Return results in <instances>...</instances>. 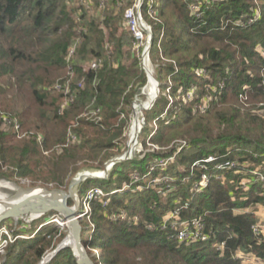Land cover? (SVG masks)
<instances>
[{
  "label": "trees",
  "instance_id": "1",
  "mask_svg": "<svg viewBox=\"0 0 264 264\" xmlns=\"http://www.w3.org/2000/svg\"><path fill=\"white\" fill-rule=\"evenodd\" d=\"M67 1L0 0V110L20 123L16 132L0 120V166L5 164L8 169L0 171L2 179L28 178L62 186L78 169V159H98L102 167L110 155L107 151L118 145L128 126L131 99L146 82L139 56L127 52L128 64L118 59L123 52L121 37L115 49L107 52L108 60L101 56L108 49L97 19L124 24L122 13L112 12L123 0H111L113 8L108 0L102 6L100 0H79V9L84 10L79 21L68 10ZM193 4L198 5L197 14H193ZM93 6L98 7L97 16L87 18ZM149 9L156 20L152 21L149 58L160 89L153 108L145 112L146 120L157 122L149 140L166 147L182 138L187 146L175 155L177 143L166 151L147 152L140 159L120 162L108 178L82 181L80 190L100 187L109 192L130 182L131 171L142 176L130 190L109 196L106 206L91 203L84 244L102 250L101 264H241L238 251L264 261V237L251 228L257 221L252 207L264 206V182L249 176V186H240L244 169L264 173V118L251 112L255 105L264 108V55L258 49L264 48V0H154L151 7L144 0L141 12L145 18H149ZM75 39L79 42L71 63L76 82L83 78V87L71 86L74 98L58 114L63 94L54 85L69 75L66 54ZM133 41L131 32L126 42ZM91 42L97 49L95 57H102L103 64L84 71L76 55H83ZM166 89L170 100L162 94ZM147 94L141 104L151 100L153 94ZM87 104L100 108V122L79 117ZM163 113L164 118L160 117ZM73 120L77 126L71 133L80 137L81 127L89 126L94 137L47 158L44 153L53 145H67L66 129ZM226 152L228 159L236 161L235 168H190L195 160ZM173 155L174 161L165 168L156 164ZM151 164L154 169L146 175ZM43 165L48 170H37ZM202 173L209 175L208 185L199 190L196 184ZM159 174L161 188L148 186L143 176ZM159 189L165 191L166 201ZM175 206H182L183 220L202 216L207 240L178 243L173 229H161L163 216ZM120 210L126 213L124 219L111 218ZM51 223L37 231V227H18L20 232L35 233L14 241L4 263L35 264L49 247L53 250L64 233ZM219 243H223L221 251ZM46 264L76 263L65 248Z\"/></svg>",
  "mask_w": 264,
  "mask_h": 264
},
{
  "label": "rangeland",
  "instance_id": "2",
  "mask_svg": "<svg viewBox=\"0 0 264 264\" xmlns=\"http://www.w3.org/2000/svg\"><path fill=\"white\" fill-rule=\"evenodd\" d=\"M128 1L129 0H123L122 3H121V7L119 6L118 8L114 7L115 10L113 9L112 12H120L122 13V15L124 16L126 11L133 8L134 7V3L135 1H133L132 3L128 4ZM153 1L154 0H149V7L152 6L153 4ZM79 0H68L67 1V6H68V10L71 12L73 18L76 20L77 17H79L80 13L84 10H80L79 9ZM108 6L110 8H113L112 7V1L111 0H108ZM98 7L95 8L94 6L92 8L89 9V12H87V18L90 17V16H97V13H98ZM142 8H140L139 10H134V20L139 28V30H141L142 32V35H143V38L140 39V40H135L133 42H131V44H129L128 42H126V39L127 37L129 36V34L132 32L130 27L127 26L126 22L124 24H117L116 20L114 21H111L110 23H107L105 22L103 19H97V22H98V27L100 29L103 30V45L105 47V49H108V51H102V57L105 58V60L107 59L108 60V54L107 52L109 51H112L115 49V46L117 44V39L121 37V42L123 44V52L122 54L118 57L119 60H121L122 62L124 63H129L130 60L127 58V52H132L135 56H139L140 58V62H141V65H142V68L144 67L143 65V51L145 49V47L147 46V43H148V40H149V37H150V34H152V38H153V29H152V21H155L156 20L154 19L155 17L152 15V16H148L149 18H145L141 12ZM111 12V13H112ZM101 13V12H100ZM78 20V19H77ZM79 21V20H78ZM80 24V22H78ZM82 24V23H81ZM81 28H86L85 26L83 27H80ZM86 30V29H84ZM261 52L264 51V48H261L259 47L258 48ZM97 53V49L95 47V44L94 42H91L89 44V46L87 47V51H85L84 53H82L83 55H76V60H78V63L81 64V66L83 67V70L86 71L88 70L87 68V63L93 58L95 57ZM75 58V57H74ZM147 60H148V63L149 65L151 66L149 69H150V73L151 75L153 74V76L156 78V74H155V65L151 62L150 58H149V52H148V55H147ZM75 60V59H74ZM151 68H152V72H151ZM144 70V69H143ZM145 72V71H144ZM145 76H146V73H145ZM149 77V76H148ZM147 78V77H146ZM60 79V78H59ZM59 79H57L56 81H58ZM83 79V78H82ZM76 72H74V75L72 76V79H71V83H70V87L72 85H77V82H76ZM157 80V78H156ZM55 81V82H56ZM158 81V80H157ZM79 82V81H78ZM159 82V81H158ZM168 83V88L170 87V81L167 80ZM159 89V87H158ZM166 89V91L164 93H162L164 96H167L169 98V100L171 99L170 96H169V93H168V90ZM197 88L194 89V92ZM144 90H146V93L144 92ZM147 93H152V98L155 94V83L153 81L150 80V78H148V81L145 82V84L143 85H140L138 87V90L136 92V94L133 96V98L131 99V103H130V106L128 107L129 109V112L128 113V118H129V122H128V126L127 128L125 129L124 131V134L122 135L120 141L117 142V146L116 147H113L111 148L109 151H107L109 155V158L102 164V167L101 165L99 164V160L98 159H91V158H83V159H78V161L76 162V164L78 165V169L72 173L67 179H65L64 181V184L62 186H57L54 182H42L41 180L39 181H34L32 179H28V178H23V179H17V178H13V179H5L6 181H11V182H14L16 183L18 186H20L21 188H35V187H44V188H47L48 190H52V189H60V190H64V191H67L68 189V186L71 182V180L78 174V173H82L83 171H96V172H102L104 171L105 167H106V164L111 161L112 159H118L123 157V158H129L127 160H131V159H140L142 158L147 152H152V151H158V150H163V151H166L168 150L167 148H169L172 144H176L178 143L179 141H186L185 139H182V138H179V139H174L173 141H171V143L166 146V147H160L158 145H152L151 142H150V137L152 136V134L156 131L157 129V122H156V119H149V120H146V116H145V112H147V110H143L142 109L140 111H137V115H138V119H139V124L138 126L141 125V121L144 122L142 128L140 129V132H138V135L136 133V135L134 134V136H131L130 135V131L132 130V127H133V124L135 123L136 121V118L135 117V110L133 108L134 104H140L142 105L143 107H145L148 103H150V101L146 104H141V103H144L146 102V99H147ZM160 96V89H159V93H158V97L156 98V100L159 98ZM166 97V98H167ZM65 100V97L62 95L61 99H60V103H62L63 101ZM59 103V104H60ZM248 106L247 103H245V108ZM260 104L259 105H255V106H252L251 108V112L253 114H258L259 116H262L264 118V111L261 110V108H259ZM91 106L90 105H86L83 112L79 115V117L81 118H84L86 120L87 119V116L84 115L86 111L90 110ZM1 108V107H0ZM153 108V107H151ZM150 108V109H151ZM19 111L21 110L20 108H18ZM126 110H127V107H126ZM149 110V109H148ZM165 113V112H164ZM164 113L162 115H160V117H163L164 118ZM124 116L121 115L120 118H123ZM77 126V121L73 120V121H70L69 125L67 126V132H68V135H70V133L73 131L74 127ZM144 126H147V130L145 132H143V127ZM81 134L79 135V142L82 141L83 139L85 138H91V137H94V132H93V128L89 127V126H82L81 127ZM137 136V138H136ZM133 142V143H132ZM132 143L131 147H130V151H132V154H129V144ZM74 143H68V140H67V145L65 143V145H53L51 147V149H49L48 151H46L44 154L47 158H51L52 154L54 153H61L62 152V149L64 148H68V147H71ZM127 154V155H126ZM127 160H124V161H127ZM174 161V157L172 160H169L167 162V164L171 163ZM120 162H117L115 163L113 166H110L108 172H107V176L110 175V173L112 172L113 168H115L114 166H116L117 164H119ZM2 166H0V171L2 172H5V171H8V169L6 168V165L5 164H1ZM108 167V166H107ZM166 165L162 168H165ZM38 169H43L44 171L48 170L47 168V165H43L41 168H37ZM180 169L182 170L183 169V166H180ZM242 172V171H241ZM259 172L258 170H252L251 172H246V170L244 169L243 170V173H245L246 175L243 176V179L241 180V187L243 188H246L249 186V183H250V177L249 176H254V181L256 180H260L261 182H264L260 176H259ZM138 173V172H137ZM129 176L130 178H134L136 176V171H131L129 173ZM162 175H158V177H161ZM88 178H91V177H88ZM108 178V177H107ZM151 177L148 176L145 180V182H147L148 184H150V179ZM2 179V178H0ZM104 179V177H103ZM82 186V182L77 185L76 187L73 188V192L75 194V196L77 197V201L78 199L82 198L83 195L85 194V190L84 189H81ZM151 186V185H150ZM152 187V186H151ZM156 187H160V186H156ZM161 188V187H160ZM138 189L142 190V186H138ZM162 189H159V191L161 192V195H162V198L164 201H166V193L165 191H161ZM180 198H178L176 200L179 201ZM73 201L70 200L69 201V205H73ZM81 206H79L80 208ZM255 216H256V220L257 222H259L262 227H263V235H264V206L262 204H258L257 206L252 207L251 209ZM54 220H57L59 223H62V221L60 220V216H58L55 212H50L44 216H41V217H38V218H35L33 219L32 221L31 220H28L29 222L26 223L28 226L27 228H30V227H34L36 229V231L38 230V228H40L42 225L41 224H45V223H50L52 224L51 222H53ZM5 223H10V222H13V221H4ZM3 222V223H4ZM25 222H27L25 220ZM43 222V223H41ZM80 222V225H81V240L83 243H87V236H88V220L87 219H80L79 220ZM18 223V226L19 227H22L21 223H23V221H17ZM41 223V224H40ZM14 224V223H13ZM55 228H57V230L59 232H63L64 233V236L62 237V239L59 241L61 242L67 235V228L65 225L63 226H59L58 223H53ZM33 232V231H32ZM31 230L29 231L28 234H31L32 233ZM35 233V232H34ZM30 238V237H28ZM67 241V240H66ZM57 242L56 245L59 243ZM70 242V241H69ZM54 249V248H53ZM52 249L49 247L48 248V252L51 251ZM8 251V249L6 250V252ZM101 249L99 248L98 249V257L94 254L91 256V259L94 261V262H100L101 259H99V256L101 255ZM87 252L89 255L92 254L93 252V248L92 247H88L87 249ZM47 253V252H46ZM45 253V254H46ZM44 254V255H45ZM239 255L243 254L242 251H239L238 252ZM43 255V256H44ZM253 255V254H252ZM42 256V257H43ZM253 257L256 259V257L253 255ZM5 259V258H4ZM34 258L33 256H31L30 258V261H32ZM40 260H38L35 264H38ZM257 263H262L264 264V261H261V262H257Z\"/></svg>",
  "mask_w": 264,
  "mask_h": 264
},
{
  "label": "built area",
  "instance_id": "3",
  "mask_svg": "<svg viewBox=\"0 0 264 264\" xmlns=\"http://www.w3.org/2000/svg\"><path fill=\"white\" fill-rule=\"evenodd\" d=\"M105 0H100V6L103 5ZM135 5L133 8L129 9L126 11L124 15V22H126L127 26L130 27L135 40H140L143 38L141 30H139L135 20H134V10H139L142 8L144 0H134ZM81 3H85L83 0H80ZM87 5V4H86ZM191 9L193 10V14H197L198 11V5L193 4L191 6ZM149 16H154V13L152 10H148ZM79 39H75L73 43L69 46L67 54H66V61L69 63V75L68 77L62 81L58 82L54 85V89L56 91H60L63 96L65 97V100L61 103L59 109L57 110L58 114H61L64 109H66L69 106V103L73 100L74 94L71 91L70 83L72 76L74 75V70L72 67L71 61L74 58V54L78 45ZM260 51V50H259ZM110 52V51H109ZM261 55H264V51H260ZM103 64V58L102 57H93L88 63H87V68L88 69H98L102 66ZM77 87L82 88L83 87V79L79 80L77 82ZM222 85L220 86V88ZM91 109L86 111L84 115L87 116V119L90 121H95V122H100L102 120V113L99 107H94L93 105H90ZM201 109L204 107V104L200 105ZM262 111H264V108H261ZM0 120L7 124H11L13 127L14 131L19 132L20 130V123L17 118H15L12 115L5 114V112L0 110ZM39 140H42L41 137L38 138ZM79 142V137L75 135L74 133H70L68 143H75ZM152 144V143H151ZM155 145V144H152ZM187 146L186 141H179L177 143V148L174 153L177 154L180 152L184 147ZM229 152H226L224 154H209L205 156L203 159H198L195 160L191 163L190 168L193 169L194 167H201L205 170L210 169L211 167L217 170H228L229 168H235L237 165L235 160L228 159ZM173 156L168 157L166 159H159L157 160V165L164 167L167 165V162L169 160L173 159ZM212 165V166H209ZM154 169V164H151L149 166V172L146 175H149L150 172ZM260 178L264 181V173L259 172ZM104 178H107L108 176L105 175L103 176ZM147 178L146 176H143ZM103 179V178H100ZM142 179V176L136 172V176L131 179L130 182H124L122 186L118 189L111 190L109 192L104 191L100 187H91L85 191V194L83 195L82 198L78 199V209H79V214H77L76 218L79 219H87L88 221L90 212H91V203L93 201H99L103 206L107 205V198L113 194H116L117 192H122L125 190H130L133 187V183L140 181ZM150 184L148 186L156 187L160 185V182L163 180V177H151L150 178ZM208 179L209 175L206 173H202L200 180L197 182L196 186L199 190L207 187L208 185ZM139 185H137L138 188ZM141 186V185H140ZM79 206H81L79 208ZM182 206H175L172 209H170L162 218L163 224L161 225V229H166L168 226L174 230L175 234L174 237L177 240L178 243H191V242H196V241H204L208 239V234L204 232V220L202 216H197L194 217L190 220H183L181 219L180 212H181ZM126 217V213L124 210H120L118 213L112 214L111 218L113 219H124ZM134 220H137V217L134 218ZM13 221L12 226L11 222L10 223H1L0 224V264H5V254L6 250L8 247L17 239H27L28 237H32L34 232L31 234H28L27 232H20L18 229V223L17 221L19 220H9ZM23 223H21L22 228H27V224L29 221L22 220ZM32 221V220H31ZM14 223V224H13ZM46 224V223H45ZM44 225V224H41ZM91 228H94V225L91 223ZM149 229H151V225L148 226ZM252 231L256 235H263V227L259 222H255L252 225ZM39 229V228H38ZM218 249L221 251L223 249V243L217 244ZM86 250L88 249V246L85 245ZM239 252V251H238ZM96 255L98 257V250L93 249L92 255ZM241 258V264H262V263H257L261 262L262 260L258 258H254L252 253L247 254L243 253L241 255L237 254ZM95 264H101L100 262H95Z\"/></svg>",
  "mask_w": 264,
  "mask_h": 264
},
{
  "label": "water",
  "instance_id": "4",
  "mask_svg": "<svg viewBox=\"0 0 264 264\" xmlns=\"http://www.w3.org/2000/svg\"><path fill=\"white\" fill-rule=\"evenodd\" d=\"M151 44L152 34H150L147 46L143 51V60L147 58ZM143 69L145 71V67H143ZM145 73L147 77L146 81H148V76H150L154 79L156 85L154 98L150 101V103L143 107L144 110H148L153 106L156 98L158 97L159 82L156 80L153 74L148 75L146 71ZM143 124L144 122L141 121V128ZM141 128L138 129V132H140ZM129 154H132V151H130ZM127 159L129 158L121 157L119 160L117 158L112 159L106 164L104 171H102L103 174L107 175L109 170V168H107L108 165L111 164V166H113L115 163L122 162ZM88 177L92 176L78 173L71 180L67 191L60 189L48 190L44 187L21 188L20 186H18V189H10L7 186L1 184V182L6 180L0 179V224L8 220H33L50 212H55L58 216H60L62 223H59L57 220H54L53 222L58 223L59 226L65 225L67 228L66 237L61 242H59L53 250L47 252L40 259L38 264H46L60 250L65 248L70 249L76 264H95V262L91 259V255L88 254L85 244L81 240L80 219L76 218L77 214H79L78 201L73 192V187ZM11 183L16 184L14 182ZM70 200L74 202L73 205H69ZM68 238L71 240L69 243L65 241Z\"/></svg>",
  "mask_w": 264,
  "mask_h": 264
},
{
  "label": "bare ground",
  "instance_id": "5",
  "mask_svg": "<svg viewBox=\"0 0 264 264\" xmlns=\"http://www.w3.org/2000/svg\"><path fill=\"white\" fill-rule=\"evenodd\" d=\"M148 58H145L144 60H143V62H144V67H145V71L148 73V75L149 74H151L150 73V65H149V63H148V60H147ZM151 72H152V68H151ZM148 78H150V80L151 81H153L154 82V79L153 78H151L150 76L148 77ZM155 83V82H154ZM155 87H156V85H155ZM155 91H156V88H155ZM153 98H154V96H153ZM152 98V99H153ZM134 110H135V112H134V114H135V117L134 118H136V121H135V123L133 124V127H132V130L130 131V135L131 136H134V134L136 135V133H137V135H138V129L139 128H141V125L140 126H138V124H139V119L137 118L138 117V115H137V111H140L141 109H142V111L144 110L143 109V106L142 105H140V104H134ZM136 138H137V136H136ZM133 143V142H132ZM132 143H130L129 144V146H128V148H129V153H130V147H131V145H132ZM127 155V154H126ZM120 159V158H119ZM110 166H111V164L110 165H108V167L107 168H110ZM83 174H88V176H92L91 178H103V176H105V174H103V172H96V171H83L82 172ZM77 178V177H76ZM81 183V182H80ZM80 183H78L77 185H79ZM1 184L2 185H4V186H7L8 188H10V189H18V185H16V184H13V183H11V182H7V181H4V182H1ZM77 185H75L74 187H76ZM73 187V188H74ZM35 191H37V190H35ZM29 220H31V219H29ZM42 227H43V225H42ZM67 240V241H66ZM65 241L67 242V243H69V241L71 242V240H70V238H68V239H66Z\"/></svg>",
  "mask_w": 264,
  "mask_h": 264
}]
</instances>
